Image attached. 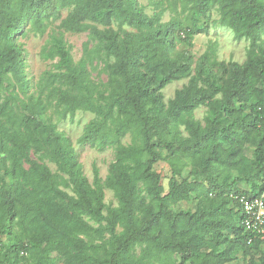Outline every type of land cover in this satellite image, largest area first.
<instances>
[{
    "label": "trees",
    "instance_id": "16d2710c",
    "mask_svg": "<svg viewBox=\"0 0 264 264\" xmlns=\"http://www.w3.org/2000/svg\"><path fill=\"white\" fill-rule=\"evenodd\" d=\"M180 2L184 38L176 19L148 15L138 0H0V264H226L236 254L264 264V239L244 228L234 198L252 194L264 176V0ZM213 8L221 26L248 40L242 63L218 60L215 42L196 60L176 49L192 46L207 29L199 16ZM62 9L40 51L53 69L30 91L17 39L26 29L43 35ZM64 32L87 33L77 61ZM100 65L105 81L91 77ZM184 77L165 102L164 87ZM201 105L204 123L194 115ZM78 110L93 117L77 143L114 150L106 176L94 166L92 182L53 121ZM159 161L172 166L166 192ZM184 165L207 186L195 212L174 208L190 200L191 181L179 180ZM105 189L115 206L104 202Z\"/></svg>",
    "mask_w": 264,
    "mask_h": 264
},
{
    "label": "rangeland",
    "instance_id": "374dc122",
    "mask_svg": "<svg viewBox=\"0 0 264 264\" xmlns=\"http://www.w3.org/2000/svg\"><path fill=\"white\" fill-rule=\"evenodd\" d=\"M138 2L144 7V11L148 15L162 12V21L176 19L179 23V34L181 38H184L185 34L182 31V28H185L189 23L187 20L188 11L182 6L180 0H138ZM67 12V9H62L60 18L50 23L43 35H36L26 29L25 34L20 35L17 39V42L21 45L23 50V56L26 64V76L29 78L32 84V88L30 91L34 90L35 83L45 71L53 69V61L43 60L40 57V51L42 47L47 43L50 36L58 31L60 20L61 18L66 16ZM218 19L219 13L216 8H213L205 16H199L200 24L202 23V27H207V29L205 31L201 30L193 35L191 40L192 46H187L184 42L181 41L176 43V49L180 51L188 49V51L192 54L193 59L196 60L206 50L210 42H215L216 57L218 60H232L238 63H242L246 58V48L248 46V40L245 38L236 39L230 29L223 27L218 23ZM63 35L67 44L70 46L74 61H77L82 56V47L83 43L87 40V33L64 32ZM100 69L101 65L96 69L91 70V77L94 80L105 81L106 75L101 72ZM187 81L188 77H184L178 80H173L172 82L167 84L162 90L164 101L167 102L169 99H171L174 96V92L185 85ZM206 111V106H199L194 111L195 118L204 123ZM92 117V113L81 110L75 112L72 120H70L69 117L64 120H57V118L53 115V121L57 122L58 130L71 140L72 145L77 153L78 161L81 164L82 171L90 182H92L93 179L94 166L98 168L99 175L104 178L108 173L111 162L114 160V150L112 148H107L100 151L88 144L80 145L77 143V138L81 135L84 126ZM123 141L128 142L129 136H125ZM245 152L248 155H250L251 153L250 149H246ZM175 161L176 158L173 159V162ZM47 165L53 171L55 170V165L53 163L47 162ZM154 168L160 173L162 177L164 192H166L168 190V179L170 178L172 171L171 162L159 161L154 165ZM242 170V166L238 164H234L232 166L233 175L240 174ZM195 172L196 168L192 166L184 165L181 167L179 180H182V176H185L191 181V185L187 191V193L190 194V200L178 203L174 207L175 209L184 208L190 209L194 212L197 211L198 200H196V196L198 195L200 190L207 188V186L204 179L195 177ZM225 172V170L222 171V173ZM240 187L247 188L248 184L245 181H242L240 183ZM104 202L107 205L111 206H115L117 204L112 191H110L109 189L104 190ZM1 240L2 242H4L6 240V237L1 236ZM51 250L52 249L49 248L43 251L45 253H49ZM235 256L237 257L235 261L232 258L228 263L226 262V264H242L243 259L240 254H236Z\"/></svg>",
    "mask_w": 264,
    "mask_h": 264
},
{
    "label": "built area",
    "instance_id": "2783aa9c",
    "mask_svg": "<svg viewBox=\"0 0 264 264\" xmlns=\"http://www.w3.org/2000/svg\"><path fill=\"white\" fill-rule=\"evenodd\" d=\"M234 198L242 211L241 223L252 238L264 239V176L259 188L250 195L238 194ZM250 238L249 240L251 241Z\"/></svg>",
    "mask_w": 264,
    "mask_h": 264
}]
</instances>
